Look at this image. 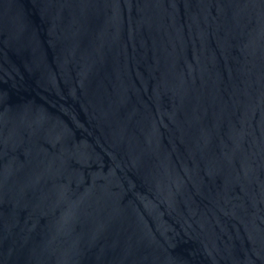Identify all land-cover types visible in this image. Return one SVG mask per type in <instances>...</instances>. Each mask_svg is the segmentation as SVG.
Instances as JSON below:
<instances>
[{"label":"water","instance_id":"1","mask_svg":"<svg viewBox=\"0 0 264 264\" xmlns=\"http://www.w3.org/2000/svg\"><path fill=\"white\" fill-rule=\"evenodd\" d=\"M0 264H264V0H0Z\"/></svg>","mask_w":264,"mask_h":264}]
</instances>
